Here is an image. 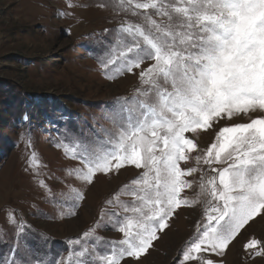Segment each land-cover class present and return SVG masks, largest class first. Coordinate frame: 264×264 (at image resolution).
<instances>
[{
  "label": "snow or ice",
  "instance_id": "6c2138e0",
  "mask_svg": "<svg viewBox=\"0 0 264 264\" xmlns=\"http://www.w3.org/2000/svg\"><path fill=\"white\" fill-rule=\"evenodd\" d=\"M115 7L142 22L120 25L101 67L118 63L119 74L139 69L140 86L131 98H118L102 139L71 142L81 167L69 174L87 185L125 166L143 171L122 188L131 202L117 198L121 211L103 214L122 238L105 240L90 229L70 241L68 256L56 264L139 259L174 213L192 206L182 193L198 171L204 213L180 264H218L210 257L223 256L250 221L264 218V0H119ZM146 60L152 63L141 67ZM242 116L247 122L220 127L203 150L186 135ZM197 151V167H182ZM61 196L75 208L84 193L70 187ZM17 231L22 234L23 225ZM244 247L264 256L256 239Z\"/></svg>",
  "mask_w": 264,
  "mask_h": 264
},
{
  "label": "rangeland",
  "instance_id": "374dc122",
  "mask_svg": "<svg viewBox=\"0 0 264 264\" xmlns=\"http://www.w3.org/2000/svg\"><path fill=\"white\" fill-rule=\"evenodd\" d=\"M118 4L119 0H0V264H56L68 256L70 241L82 239L90 229L105 240L122 238L103 214L121 211L117 198L131 202L122 188L143 169L125 166L100 173L87 185L69 174L81 167L71 157V142L102 139V129L112 128L118 98H131L140 86L139 69L119 74L118 63L101 67L117 42L120 25L142 22L115 7ZM150 63L146 60L141 67ZM247 119H224L214 130L186 135L203 150L220 127ZM198 154H190L182 167H197ZM200 175L198 171L187 177L193 186L182 193L192 206L178 209L139 259L126 258L122 264H180L202 222ZM70 187L84 193L75 208L61 196ZM21 225L24 231L18 235ZM252 239L264 246L260 216L241 230L223 256L210 258L218 264H264V256H252L244 247Z\"/></svg>",
  "mask_w": 264,
  "mask_h": 264
},
{
  "label": "trees",
  "instance_id": "16d2710c",
  "mask_svg": "<svg viewBox=\"0 0 264 264\" xmlns=\"http://www.w3.org/2000/svg\"><path fill=\"white\" fill-rule=\"evenodd\" d=\"M5 94H6V92H5ZM10 98L12 97V96H9Z\"/></svg>",
  "mask_w": 264,
  "mask_h": 264
}]
</instances>
